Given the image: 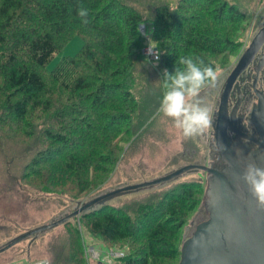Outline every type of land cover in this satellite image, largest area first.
<instances>
[{"label":"rangeland","instance_id":"obj_1","mask_svg":"<svg viewBox=\"0 0 264 264\" xmlns=\"http://www.w3.org/2000/svg\"><path fill=\"white\" fill-rule=\"evenodd\" d=\"M125 1L133 4L142 15L143 26L139 29L145 36L144 46L132 70L123 78L115 76L111 79L121 89L103 105H93L92 94L80 100L61 88H53L52 108L48 112H42L36 120L19 121L7 110L8 99L15 97L0 89V248L108 192L151 181L187 164L210 166L213 161L215 151L211 145L224 83L262 27L264 0H229L239 5L248 16L239 22L225 18L216 20L212 12L198 9L195 0ZM161 5H167L172 16H197L199 24L208 28L212 35L226 36L233 41V47L226 49L224 54L207 56L220 70L216 87L205 89L201 94L214 114L213 131L208 136L185 140L173 127L171 119L157 112L167 69L161 60H152L144 51L148 49L149 37L158 46V39L152 33L153 16L155 8ZM172 26L173 20H170L168 29ZM60 46L47 68L40 69L55 87L57 84L51 81L49 69L64 56L75 55L81 49L82 40L74 36ZM70 102L77 104L76 112L68 106ZM62 109L67 116L61 123L57 115L61 114ZM82 128L86 131L84 135ZM47 130L54 133L62 130L64 135L70 137L69 146L51 143L45 135ZM81 149L97 156L92 164L95 168L90 169L89 173L92 184L83 192L75 187L74 177L59 164L68 150ZM42 152L49 153V157H44ZM207 177L208 174L202 170H192L162 184L110 196L102 201L103 204L99 202L84 209L68 222L48 228L38 236L31 235L1 252L0 264H125L128 259L138 255V249L143 244L141 235L134 241L103 240L88 231L83 214L103 206L120 208L136 222L141 217L142 204L164 199L171 194L170 190L180 187L181 183L191 182L189 184L195 187V206L187 211L184 225L175 236L178 254L175 258L154 263L178 264L183 241L195 225L208 216L204 208ZM77 238L82 243L78 255L74 251L78 245ZM91 249H95L97 254ZM113 252H122L123 255L112 258Z\"/></svg>","mask_w":264,"mask_h":264},{"label":"trees","instance_id":"obj_2","mask_svg":"<svg viewBox=\"0 0 264 264\" xmlns=\"http://www.w3.org/2000/svg\"><path fill=\"white\" fill-rule=\"evenodd\" d=\"M195 1L198 9L212 12L216 20L239 22L248 18L239 5L229 0ZM166 6L155 8L152 33L158 39V61H162L167 73L172 74L175 67L183 68L178 58L189 55L214 66L207 56L224 54L233 47L228 37L212 35L201 26L199 17L172 16ZM79 7L88 11L86 24L77 15ZM170 20L173 26L168 29ZM140 26H143L140 11L125 0H0V89L15 97L7 101L8 112L19 121L36 120L52 108L53 88H61L80 100L92 94V104L103 105L121 89L111 79L123 78L141 55L145 36ZM74 36L81 38V49L75 55L64 56L49 69L55 87L40 69L47 68L59 52L60 44ZM68 106L74 112L78 107L72 102ZM62 112L57 115L61 123L67 116L63 109ZM82 129L84 135L86 131ZM64 134L62 130L45 132L51 143L66 147L70 137ZM84 151L68 150L59 161L74 177V185L80 192L92 184L89 173L95 168L92 164L97 157ZM48 154L43 153L46 158ZM189 183L170 190L171 194L164 199L142 204L141 217L136 222L123 209L104 206L84 213L83 220L90 233L109 242L134 241L141 235L143 244L138 255L125 264H154L175 258L178 254L175 236L184 225L187 211L195 206V187ZM74 231L78 233L76 227ZM77 240L74 251L78 255L82 243Z\"/></svg>","mask_w":264,"mask_h":264},{"label":"water","instance_id":"obj_3","mask_svg":"<svg viewBox=\"0 0 264 264\" xmlns=\"http://www.w3.org/2000/svg\"><path fill=\"white\" fill-rule=\"evenodd\" d=\"M263 42L264 26L254 35L224 83L214 127V140L224 146L223 151L217 152L221 160L219 164H187L151 181L126 185L108 192L87 201L79 209L56 221L20 235L2 246L0 253L31 235L38 236L48 228L69 221L84 209L96 206L110 196L162 184L188 171L202 170L208 174L204 198L208 216L195 225L183 241L178 264H264V209L257 207L247 186L239 178L250 162L264 167V96L259 99L257 108V113L262 116L260 123L255 121L259 136L255 141L257 148L251 149L243 142L231 141L226 127V103L233 82L252 62Z\"/></svg>","mask_w":264,"mask_h":264},{"label":"clouds","instance_id":"obj_4","mask_svg":"<svg viewBox=\"0 0 264 264\" xmlns=\"http://www.w3.org/2000/svg\"><path fill=\"white\" fill-rule=\"evenodd\" d=\"M77 15L82 23L88 22L84 19L88 15L87 9L79 7ZM157 48L149 37L148 54L158 60L159 52L153 51ZM178 63L184 67H175L172 74L164 72L162 84L164 91L157 112L170 118L173 127L185 140L208 136L213 131L214 114L201 94L205 89L216 87L220 70L205 65L192 55L179 57ZM211 147L216 152L224 150V146L215 140ZM239 178L247 186L257 207L264 209V167H258L256 163L250 162L246 164Z\"/></svg>","mask_w":264,"mask_h":264},{"label":"flooded vegetation","instance_id":"obj_5","mask_svg":"<svg viewBox=\"0 0 264 264\" xmlns=\"http://www.w3.org/2000/svg\"><path fill=\"white\" fill-rule=\"evenodd\" d=\"M261 26H264V21ZM263 96L264 42L258 49L252 62L236 76L230 89L226 103V109L228 110L226 127L228 138L231 141L243 142L251 149L257 148L255 141L258 140L259 136L255 121L260 123L262 117L260 113H257V108L259 99ZM255 112L256 115H254ZM213 156V161L210 162V165L216 166L221 160L216 151Z\"/></svg>","mask_w":264,"mask_h":264},{"label":"built area","instance_id":"obj_6","mask_svg":"<svg viewBox=\"0 0 264 264\" xmlns=\"http://www.w3.org/2000/svg\"><path fill=\"white\" fill-rule=\"evenodd\" d=\"M142 30V29H141ZM153 51H158L157 49H154ZM144 53L146 54V55H149L148 54V51H144ZM150 56V58L152 59V60H157L156 58H154L153 56H151V55H149ZM91 251L94 253V254H97L96 253V251H95V249H91ZM120 253H122V252H113V256H111L112 258L113 257H118V256H121L120 255ZM112 260V259H111ZM42 262H40V263H35V264H41Z\"/></svg>","mask_w":264,"mask_h":264}]
</instances>
